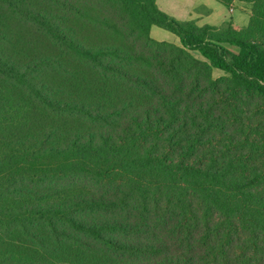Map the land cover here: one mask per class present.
<instances>
[{"label":"trees","instance_id":"trees-1","mask_svg":"<svg viewBox=\"0 0 264 264\" xmlns=\"http://www.w3.org/2000/svg\"><path fill=\"white\" fill-rule=\"evenodd\" d=\"M218 1L0 0V264H264V0Z\"/></svg>","mask_w":264,"mask_h":264},{"label":"crops","instance_id":"crops-1","mask_svg":"<svg viewBox=\"0 0 264 264\" xmlns=\"http://www.w3.org/2000/svg\"><path fill=\"white\" fill-rule=\"evenodd\" d=\"M160 9L167 12L171 16L180 21H196L199 25H215L220 26L227 21H232L235 28L241 29L248 25L250 21L249 15H245L238 11V2L229 8L218 0H157ZM249 17V18H248ZM153 26L152 36L160 41H168L180 45V38L174 33L168 31L162 32L165 37H159L154 34ZM161 28V27H160ZM163 29V28H162ZM157 33L158 30H157Z\"/></svg>","mask_w":264,"mask_h":264},{"label":"rangeland","instance_id":"rangeland-1","mask_svg":"<svg viewBox=\"0 0 264 264\" xmlns=\"http://www.w3.org/2000/svg\"><path fill=\"white\" fill-rule=\"evenodd\" d=\"M236 2H238L240 5H238V11L240 12V13H242V14H244V16L245 15H249V17L251 16V14H252V4H250V3H247V2H241V1H236ZM235 4V3H234ZM248 17V18H249ZM245 23H249L248 22V20L246 19V22ZM157 30H158V32L159 33H157ZM154 34L156 35V36H159V37H165L163 34H162V32H166V33H168V34H170L168 31H166L165 29H162V28H160V27H156L155 29H154ZM194 54L197 56V57H199V58H201V59H205L203 56H202V54L200 53V52H198V51H194ZM213 73H214V76H215V78L216 77H220V76H222V75H224L225 74V71H223V70H221V69H218V68H214V70H213Z\"/></svg>","mask_w":264,"mask_h":264}]
</instances>
